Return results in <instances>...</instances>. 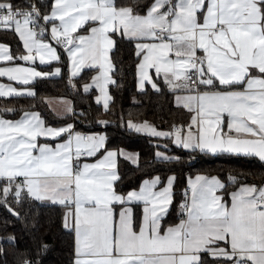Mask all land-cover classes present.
Masks as SVG:
<instances>
[{
  "label": "snow or ice",
  "instance_id": "6c2138e0",
  "mask_svg": "<svg viewBox=\"0 0 264 264\" xmlns=\"http://www.w3.org/2000/svg\"><path fill=\"white\" fill-rule=\"evenodd\" d=\"M0 31L19 41L15 52L0 43V77L20 85L0 83V97L36 101L29 85L61 68L46 72L24 64L38 59L51 66L63 49L69 85L85 94L95 89V103L107 113L109 86L117 83L110 54L128 42L137 89L151 86L158 95L167 89L174 106L188 114L168 130L129 120V131L171 141L189 160L195 152L226 153L252 158L260 169L259 183L232 173L226 181L189 177L176 220L169 222L174 168L125 192L118 187L119 161L139 169V154L108 149L103 133L77 131L70 118L85 113L70 101L54 109L63 121L58 126L46 123L33 103L17 120L0 119L4 231L18 222L31 241L15 253L16 264H43L50 246L40 231V210L48 207L61 209L60 226L73 238L69 264H264V0H0ZM84 69L92 75L78 85ZM40 101L50 106L47 98ZM49 140L58 142L53 147ZM98 153L95 162L82 163ZM155 161L181 165L183 156L157 150ZM0 239L15 248L16 235ZM7 255L0 247V257Z\"/></svg>",
  "mask_w": 264,
  "mask_h": 264
},
{
  "label": "trees",
  "instance_id": "16d2710c",
  "mask_svg": "<svg viewBox=\"0 0 264 264\" xmlns=\"http://www.w3.org/2000/svg\"><path fill=\"white\" fill-rule=\"evenodd\" d=\"M47 3L48 0H41ZM83 33V29L80 31ZM0 43H6L10 50H17L19 41L12 34H5L0 31ZM21 47V46H20ZM22 48V47H21ZM116 66L114 79L117 81L115 86L109 87L110 95L113 100L110 102V110L105 113L101 105L95 103L96 92L91 90L89 94L83 93L82 88L79 92L73 89L68 81L66 60L61 55V60L51 66H37L38 70L51 72L54 67H60L61 73L56 77L38 78L29 86L37 93V100L22 97H0V109L13 108L14 112L0 111V118L7 120H17L22 114V109H27L31 104H36V111H39L46 123L58 126L63 121L56 117L49 109L48 105L41 103L40 98H67L71 100L77 113L84 112V116L71 117L70 122H74L77 131L83 134L103 133L106 136V147L108 149H124L139 154L140 168L131 165L124 159L119 161V171L123 177L119 188L123 191L138 188L143 179L150 175L166 176L169 168H174L177 176L175 184V200L167 217L169 222L175 221L177 217V206L183 197L187 180L198 174L206 176H217L226 181L229 173L238 175L241 181L248 183H259V166L252 158L236 156L231 154H202L192 153L194 159L189 160L185 150L174 147L170 141L158 140L144 136L126 127L127 121L144 122L155 125L158 129L168 130L170 125L175 122L179 125L182 121L186 122L188 114L186 110L177 109L174 106L173 96L165 89L164 94L158 95L151 88L139 92L136 89L135 78V56L133 46L128 42L119 43L112 54ZM91 72L83 71L80 76L75 78V82L80 85L84 81H89ZM163 82L161 81V84ZM98 119L109 121L105 126L96 123ZM125 126H121V123ZM41 141H43L41 139ZM53 143L55 141H49ZM166 146V148L162 147ZM163 151L169 155L183 156L181 165L162 164L155 161V152ZM103 151V150H101ZM99 157V153L97 154ZM97 157H93L94 160ZM249 171H255L256 175H244ZM239 184L236 185L238 187ZM232 189L229 188V191ZM227 199V197H225ZM7 213L0 209V236L14 234L17 237L15 248L6 239H0V247H3L8 255L0 257V264H16L15 253L25 252L30 246V238L22 231L21 225L12 223L7 225V232L4 231L3 220ZM61 209L59 207H48L40 210V231L44 235L45 242L50 246L49 250L42 256L43 264H69L71 258L72 236H70L60 226Z\"/></svg>",
  "mask_w": 264,
  "mask_h": 264
},
{
  "label": "crops",
  "instance_id": "0c3cea01",
  "mask_svg": "<svg viewBox=\"0 0 264 264\" xmlns=\"http://www.w3.org/2000/svg\"><path fill=\"white\" fill-rule=\"evenodd\" d=\"M82 30V29H81ZM81 30H78V31H81ZM81 34H84V32L83 33H81ZM21 47H22V45H21ZM59 53H60V55H63L64 56V58H65V60H66V67H67V73H68V76H69V69H68V61H67V55H66V53H64V50H62V49H59ZM57 62H59V61H52V62H50V64H52V63H57ZM20 63H24V62H20ZM48 64H46V65H41L40 64V62H39V60L37 59L36 61H35V63L34 64H31V65H29V64H24V66H32V67H35L36 68V70L37 71H40V70H38V68H37V66H40V67H43V66H47ZM0 66H3V63L2 62H0ZM54 70V69H53ZM52 70V71H53ZM85 70H87V69H84V70H81V73L83 72V71H85ZM153 75H155V73L153 72ZM56 76H58V75H51V76H49V77H56ZM162 81V80H161ZM34 82V81H33ZM32 82V83H33ZM163 82V81H162ZM0 83H3V84H9V83H11L13 86H16V87H20V85H17L14 81H8L7 80V78L6 77H0ZM110 87V86H109ZM149 88H151V86H148ZM136 89H137V87H136ZM152 89V88H151ZM94 91H95V89H93ZM138 90V89H137ZM139 92H142L141 90H138ZM96 94H98V93H96ZM47 100L50 102V106H49V104H47L48 105V107H49V109L52 111V113L56 116V117H58L56 114H55V111H54V109H59L60 107H61V100H63V101H70L71 102V100H69V99H67V98H47ZM173 101H174V97H173ZM101 107H102V104H101ZM103 108V107H102ZM1 119V118H0ZM141 135H144V136H148V135H146V134H141ZM149 137V136H148ZM152 138V137H151ZM40 139H44V138H40ZM157 139V138H156ZM49 141H53V140H49ZM48 141V143H50ZM41 142H43V141H41ZM58 141H55V142H53V143H50L53 147L55 146V143H57ZM171 142V141H170ZM174 147H176L177 148V146L176 145H174L173 143H171ZM162 147H164V148H166V146H163L162 145ZM181 149V148H180ZM124 150V149H123ZM183 150V149H182ZM125 152H127V153H136V152H132V151H128V150H124ZM163 152V151H162ZM137 154V153H136ZM208 154H210V155H216V154H211V153H208ZM217 154H226V153H217ZM169 155V154H168ZM231 155H233V154H231ZM236 156H241V155H236ZM243 157H245V156H243ZM92 158L93 157H82V163L83 162H89V163H91V162H95L96 161V159H98L99 157H97V158H95L94 160H92ZM121 159H123V158H121ZM127 161V160H126ZM127 162H129V161H127ZM131 165H134V164H132L131 162H129ZM135 166V165H134ZM199 175H202V174H199ZM196 176V175H195ZM195 176H193L192 178L194 179L195 178ZM188 181V180H187ZM186 187H187V184H186Z\"/></svg>",
  "mask_w": 264,
  "mask_h": 264
},
{
  "label": "built area",
  "instance_id": "2783aa9c",
  "mask_svg": "<svg viewBox=\"0 0 264 264\" xmlns=\"http://www.w3.org/2000/svg\"><path fill=\"white\" fill-rule=\"evenodd\" d=\"M63 50V49H62ZM85 135H87V134H85Z\"/></svg>",
  "mask_w": 264,
  "mask_h": 264
}]
</instances>
